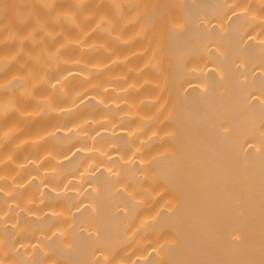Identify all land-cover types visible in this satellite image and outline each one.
Segmentation results:
<instances>
[{
	"label": "bare ground",
	"instance_id": "obj_1",
	"mask_svg": "<svg viewBox=\"0 0 264 264\" xmlns=\"http://www.w3.org/2000/svg\"><path fill=\"white\" fill-rule=\"evenodd\" d=\"M113 17L0 139V264H264V0H119L94 23Z\"/></svg>",
	"mask_w": 264,
	"mask_h": 264
},
{
	"label": "clouds",
	"instance_id": "obj_2",
	"mask_svg": "<svg viewBox=\"0 0 264 264\" xmlns=\"http://www.w3.org/2000/svg\"><path fill=\"white\" fill-rule=\"evenodd\" d=\"M118 6L119 0H0V11L7 7L10 12L0 15V129L9 127L0 131V139L22 133L29 120L51 108L50 95L37 92L47 82L48 67L68 47L82 53L103 49V44L89 40L97 31L115 32L116 18L107 28L94 21ZM68 31L74 38H66ZM15 81L24 87L17 88ZM25 109L31 113L25 115Z\"/></svg>",
	"mask_w": 264,
	"mask_h": 264
}]
</instances>
